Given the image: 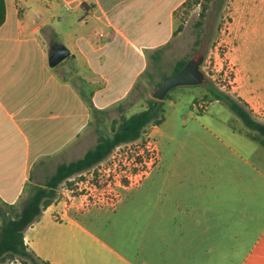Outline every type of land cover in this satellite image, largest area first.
<instances>
[{"label": "crops", "instance_id": "0c3cea01", "mask_svg": "<svg viewBox=\"0 0 264 264\" xmlns=\"http://www.w3.org/2000/svg\"><path fill=\"white\" fill-rule=\"evenodd\" d=\"M185 2L6 0L2 202L23 206L28 185L44 184L59 164L95 145L94 114L127 99L150 62L165 77L156 65L177 36L176 12ZM54 44L69 54L52 66ZM243 85L241 96L264 122V72L251 73ZM157 128L150 125L149 134ZM235 132L221 151L193 152L195 166L182 155L178 171L164 168L170 181H160L163 174L153 179L158 161L145 181L122 186L110 205L75 206V190L60 187L25 230L26 243L51 264H264V144Z\"/></svg>", "mask_w": 264, "mask_h": 264}, {"label": "rangeland", "instance_id": "374dc122", "mask_svg": "<svg viewBox=\"0 0 264 264\" xmlns=\"http://www.w3.org/2000/svg\"><path fill=\"white\" fill-rule=\"evenodd\" d=\"M176 28L177 36L163 62L156 65L165 77L150 62L147 73L127 99L105 115L94 114L96 140L111 135L123 116L146 108L147 99L154 98L157 82L175 74L179 60H189L197 52L204 55L201 70L206 81L172 88L164 99V119L151 135L147 127L139 139L118 146L100 164L73 176L61 188L77 190L78 182L83 180V187L111 191L114 203L122 195V186L145 181L158 161L153 179L163 174L160 181H170L164 168L178 171L182 165L180 156L191 161L193 152L221 151L222 143L229 141L234 131L236 136L249 131L224 102H211L214 99L208 88L243 99L245 79L257 70L264 72V0H186L176 12ZM149 72L153 77L148 76ZM191 164L195 166L193 161Z\"/></svg>", "mask_w": 264, "mask_h": 264}, {"label": "trees", "instance_id": "16d2710c", "mask_svg": "<svg viewBox=\"0 0 264 264\" xmlns=\"http://www.w3.org/2000/svg\"><path fill=\"white\" fill-rule=\"evenodd\" d=\"M6 0H0V27L6 20ZM177 33V30H176ZM188 60L181 59L176 64L175 73L182 69ZM162 81L157 84L159 87ZM213 99L224 102L249 128L247 134L253 140L264 144V122L253 115L248 103L243 99L208 88ZM208 96V95H207ZM168 95L165 97L167 98ZM164 119V100L155 104V98L141 111L123 116L113 133L100 136L95 146L82 157L57 166L44 184H30L28 197L23 206L0 200V262L19 260L22 264H51L34 253L25 241V230L38 220L43 210L59 196L61 185L75 175L88 171L110 156L115 148L139 139L150 125H158Z\"/></svg>", "mask_w": 264, "mask_h": 264}, {"label": "water", "instance_id": "95a60500", "mask_svg": "<svg viewBox=\"0 0 264 264\" xmlns=\"http://www.w3.org/2000/svg\"><path fill=\"white\" fill-rule=\"evenodd\" d=\"M69 54L68 49L62 44H54L49 52L50 65L59 64ZM204 61V55L197 52L191 59L187 61L185 66L177 73L166 77L162 84L156 88L153 96L155 104L158 101L164 100L169 91L180 85H196L206 81V77L201 70V65Z\"/></svg>", "mask_w": 264, "mask_h": 264}, {"label": "built area", "instance_id": "2783aa9c", "mask_svg": "<svg viewBox=\"0 0 264 264\" xmlns=\"http://www.w3.org/2000/svg\"><path fill=\"white\" fill-rule=\"evenodd\" d=\"M154 150V149H152ZM155 152V151H153ZM156 157H158L156 151ZM85 181L81 180L78 182L79 188L75 190L73 196V204L75 206H91V205H103L112 203V198L110 195L113 193L111 191H106V189L98 188L97 186L83 187ZM132 184V183H131ZM114 190V189H112Z\"/></svg>", "mask_w": 264, "mask_h": 264}]
</instances>
